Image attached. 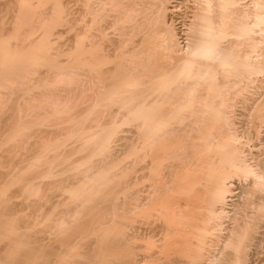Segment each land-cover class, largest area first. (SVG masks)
Instances as JSON below:
<instances>
[{"label":"bare ground","instance_id":"6f19581e","mask_svg":"<svg viewBox=\"0 0 264 264\" xmlns=\"http://www.w3.org/2000/svg\"><path fill=\"white\" fill-rule=\"evenodd\" d=\"M71 1L0 10V264L264 263V0Z\"/></svg>","mask_w":264,"mask_h":264},{"label":"rangeland","instance_id":"374dc122","mask_svg":"<svg viewBox=\"0 0 264 264\" xmlns=\"http://www.w3.org/2000/svg\"><path fill=\"white\" fill-rule=\"evenodd\" d=\"M0 1H3V3H1L0 2V10L1 9H4L5 7H4V5H5V3L7 2V1H9V0H0ZM67 1H70L71 2V5L70 6H73V3H72V1L71 0H67ZM184 0H174V1H172V4L170 5V8L171 9H173L174 7H176V6H178L177 8H176V10H175V14H182V13H185V9H186V3H184V4H181L182 2H183ZM171 6H173V8L171 7ZM184 6H185V8H184ZM184 10V11H183ZM180 21H178V23H179ZM65 36H67L68 37V35H65ZM67 37H65V38H67ZM128 135H130V134H128ZM19 201V200H18ZM26 212V211H25ZM27 213H29V211H27ZM23 215V214H22ZM256 261H257V263L259 264H264V263H261L260 262V260L258 261V259H255V262L253 263V264H257L256 263Z\"/></svg>","mask_w":264,"mask_h":264}]
</instances>
